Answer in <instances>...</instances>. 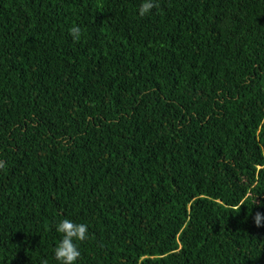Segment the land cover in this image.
<instances>
[{"label":"trees","instance_id":"16d2710c","mask_svg":"<svg viewBox=\"0 0 264 264\" xmlns=\"http://www.w3.org/2000/svg\"><path fill=\"white\" fill-rule=\"evenodd\" d=\"M140 4L0 0V264H264V0Z\"/></svg>","mask_w":264,"mask_h":264},{"label":"clouds","instance_id":"9594fccd","mask_svg":"<svg viewBox=\"0 0 264 264\" xmlns=\"http://www.w3.org/2000/svg\"><path fill=\"white\" fill-rule=\"evenodd\" d=\"M154 7H156V0H141L138 13L144 16L149 14ZM69 34L74 41H78L81 38L82 29L78 25H73L69 29ZM3 166V162L0 161V168ZM255 219L259 224L262 217L258 214ZM55 231L60 235V240L53 250L56 264H79L81 257L79 242L88 238V225L64 218L55 224Z\"/></svg>","mask_w":264,"mask_h":264}]
</instances>
